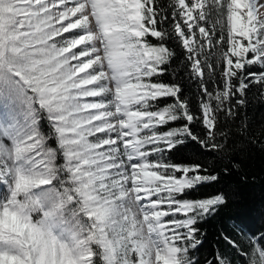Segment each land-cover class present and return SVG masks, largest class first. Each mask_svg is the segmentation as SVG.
<instances>
[{
	"label": "snow or ice",
	"instance_id": "obj_1",
	"mask_svg": "<svg viewBox=\"0 0 264 264\" xmlns=\"http://www.w3.org/2000/svg\"><path fill=\"white\" fill-rule=\"evenodd\" d=\"M261 9L0 0V264H201L196 225L227 200L186 198L218 176L174 154L226 155L248 93L264 95ZM222 239L264 264V232Z\"/></svg>",
	"mask_w": 264,
	"mask_h": 264
},
{
	"label": "trees",
	"instance_id": "obj_2",
	"mask_svg": "<svg viewBox=\"0 0 264 264\" xmlns=\"http://www.w3.org/2000/svg\"><path fill=\"white\" fill-rule=\"evenodd\" d=\"M180 65L173 68L180 70ZM165 81L173 79L166 76ZM186 94L194 96L197 87L185 81ZM194 96V103L198 100ZM248 125V132L242 131ZM233 146L228 153L199 152L189 142L181 147L174 156L178 162L190 159L201 160L209 172L218 176L214 182L204 183L187 193L188 199H202L223 193L226 204L214 214L199 222L198 238L202 240L195 255L205 264L211 261L218 251H224L232 258L233 264H242L244 257L226 246L224 234L246 241L250 233L259 235L264 232V95L253 88L247 96V104L240 109V119L231 125ZM199 132L200 126H196ZM258 141V142H257ZM239 225L243 233L234 227Z\"/></svg>",
	"mask_w": 264,
	"mask_h": 264
},
{
	"label": "rangeland",
	"instance_id": "obj_3",
	"mask_svg": "<svg viewBox=\"0 0 264 264\" xmlns=\"http://www.w3.org/2000/svg\"><path fill=\"white\" fill-rule=\"evenodd\" d=\"M260 11H261V10H260ZM261 14H264V11H263V10L261 11Z\"/></svg>",
	"mask_w": 264,
	"mask_h": 264
}]
</instances>
